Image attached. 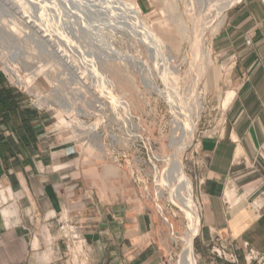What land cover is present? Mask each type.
I'll list each match as a JSON object with an SVG mask.
<instances>
[{
  "label": "crops",
  "instance_id": "0c3cea01",
  "mask_svg": "<svg viewBox=\"0 0 264 264\" xmlns=\"http://www.w3.org/2000/svg\"><path fill=\"white\" fill-rule=\"evenodd\" d=\"M225 13L223 52L237 66L223 79L229 132L202 137L192 155L201 264H246V242L264 252V4L241 0ZM80 141L0 75V264H172L174 224L146 200L132 164ZM220 243L240 262L218 257Z\"/></svg>",
  "mask_w": 264,
  "mask_h": 264
},
{
  "label": "rangeland",
  "instance_id": "374dc122",
  "mask_svg": "<svg viewBox=\"0 0 264 264\" xmlns=\"http://www.w3.org/2000/svg\"><path fill=\"white\" fill-rule=\"evenodd\" d=\"M42 1L0 0L1 49L8 54H21L23 75L38 78L43 90L68 73L73 79H78L79 74L86 77L82 86L86 95L80 103L88 114L80 120L86 121L85 125L92 131L95 125L101 133L96 138L98 143L103 142L104 154L112 153L115 148L120 150L121 161L129 162L136 170L137 184L142 186L146 200L157 205L174 224V231L184 241L179 239L171 246L172 264H180L187 231L185 211L182 201L173 196L178 182L168 181L165 185L162 179L169 171V158L182 146L178 144L182 129L175 131V120L183 123L191 119L195 126L194 134L184 140L185 150L178 156L192 181L190 168L194 163L193 152L200 145L198 139L228 136L230 90L223 88V79L236 74L237 66L223 52L222 30L227 13L209 25L206 23L214 16L206 14L201 0H118L138 9L140 22L132 12L109 7L112 4L108 0ZM215 1L211 0L209 6L208 0L207 5L213 7ZM207 25L210 27L202 40L205 43H200L198 51L195 46L200 28ZM100 76L114 83L119 98L118 118L108 106L102 112L97 110L107 87ZM114 133L118 134L117 140L112 139ZM140 136L150 141V153L137 145ZM153 156L160 158L155 160V165L149 160ZM259 195L264 200V188ZM193 199L196 204L197 200L201 202L196 189ZM196 240V259L201 264ZM250 264H264V260L252 259Z\"/></svg>",
  "mask_w": 264,
  "mask_h": 264
},
{
  "label": "built area",
  "instance_id": "2783aa9c",
  "mask_svg": "<svg viewBox=\"0 0 264 264\" xmlns=\"http://www.w3.org/2000/svg\"><path fill=\"white\" fill-rule=\"evenodd\" d=\"M264 4V0H262ZM3 48V47H2ZM0 75L3 74L6 78V81L9 85L17 88L18 90L22 91L28 96L29 102L32 104V106L42 112H48L51 114H54V123L56 126L59 127H68L71 128L76 135L81 140L80 142L85 145L86 147L91 146L92 148H95L94 150H101L104 151V144L103 142L97 141L96 136L100 135L101 133L95 128V125H93V131L91 130V127H87L85 125L86 121H81L80 118L86 116L88 113L84 110V108L81 106V101L85 98L86 92L82 89V86L86 84V77L81 76L79 74L78 79H73L71 76V73H68L66 76L62 77V79H58L57 83H53L51 87L47 88L46 90H43L40 88V84L38 82V78L33 76H24L23 75V69L20 65V55L16 53H6L3 51L0 47ZM22 59V58H21ZM97 77V76H96ZM101 78V76H100ZM101 80H104L105 85L109 87H105L103 90L106 92L104 96H102V99H100V103L98 104L99 111H104L108 107L111 108L112 113L117 114L118 118V110H119V98L117 94L115 93L113 87L114 83L113 81L108 77H102ZM76 82L79 84V86H75ZM60 83V84H59ZM108 106V107H107ZM132 119V117H130ZM134 121V120H132ZM117 130H119L118 127H116ZM117 133H114L112 136L113 140H117ZM197 140V139H196ZM201 139H198V142H200ZM139 143L137 145L140 149H143L144 151H147L150 153L152 151V146L150 141L145 138L144 136H140V138L137 139ZM199 144V143H198ZM68 154H73L75 150L73 149V146L68 147ZM115 151L119 152L120 150L115 148ZM149 160L154 163L155 160L159 161L160 158H156V156H153V158L149 157ZM195 165L197 162L193 163ZM155 165V163H154ZM159 172L160 170L157 169ZM191 176L193 177V191L194 189H197L198 181L197 177L194 176L193 168H190ZM197 180V181H196ZM195 183V187H194ZM194 194V192H193ZM197 204L195 203V207L199 208L200 204V212H202V203L197 200ZM253 207L257 209L258 211H261L260 205L257 203V201L254 199L252 200ZM184 212V210H183ZM185 213V212H184ZM201 214V213H200ZM201 216V215H200ZM186 217V227L187 231H189L190 228V220L188 216L185 213ZM62 229H65V225H61ZM201 230V226H200ZM198 236V235H197ZM195 236L194 239L197 238ZM64 237L71 242L72 248L74 250V253L79 254L80 249H78L77 246L82 245L81 237L78 234V232L75 229H70V233L65 232ZM180 238L179 235L174 231V228L171 230L170 234V240H171V246L175 243L179 242ZM184 241V239H182ZM248 243L246 242L243 247V252L247 261V264L251 263L252 259L259 260L261 262L264 260V252H257L253 249H247ZM212 251L217 254L218 257L223 258L225 260L231 261L233 263H239L240 257L235 253L231 252L226 245L223 243H220L218 246H213ZM171 259H173V250L171 249ZM181 258V257H180Z\"/></svg>",
  "mask_w": 264,
  "mask_h": 264
},
{
  "label": "bare ground",
  "instance_id": "6f19581e",
  "mask_svg": "<svg viewBox=\"0 0 264 264\" xmlns=\"http://www.w3.org/2000/svg\"><path fill=\"white\" fill-rule=\"evenodd\" d=\"M23 1V0H21ZM28 1V0H27ZM42 1V0H41ZM50 1V0H49ZM104 0H102L103 2ZM109 3H111L112 5L109 6V7H116L114 9H116L117 11H122L123 13L124 12H132L136 15V18H139V21L141 19V14H140V11L138 9H136L135 7H131V6H128V5H125L124 3H120L118 2V0H108ZM185 1V0H184ZM241 0H216L215 2H212V5L213 3H217L216 5H214L213 7H209L211 5V0H210V4L209 6L207 5L208 4V0H201L200 2H203L202 4H204V8H202L203 10H207L205 11L207 15L209 16H214L213 19L209 20L206 24L209 23V25H212L214 24L216 18L218 19L219 17H222L225 12L227 11V9H229L231 6H233L234 4H236L237 2H239ZM26 2V1H25ZM30 2V1H29ZM44 2V1H42ZM52 2V1H51ZM31 3H33V1H31ZM107 3V2H105ZM108 3V4H109ZM185 3V2H184ZM26 4V3H25ZM29 4V3H28ZM189 4V2H188ZM187 4V5H188ZM35 5V4H33ZM37 6V5H36ZM40 6V5H39ZM185 6V5H184ZM190 6V5H189ZM191 8L193 6H190ZM32 8V7H31ZM41 8V7H40ZM77 8V7H76ZM188 8V7H187ZM185 8V9H187ZM213 8V9H212ZM35 9V8H34ZM37 9L38 6H37ZM35 9V10H37ZM45 9V8H44ZM41 10V9H40ZM46 10V9H45ZM48 10V9H47ZM46 10V11H47ZM190 10V9H189ZM197 10V9H196ZM56 11V10H55ZM113 12L115 10H112ZM192 11V10H191ZM40 12V11H39ZM45 12V11H44ZM106 12V11H105ZM48 13V12H47ZM53 13V12H52ZM120 13V12H119ZM131 13V14H132ZM197 13V12H196ZM46 14V13H45ZM51 14V12H50ZM203 14V12H202ZM52 15V14H51ZM50 15V16H51ZM55 15V13H54ZM114 16V15H113ZM202 16V15H201ZM205 16V15H204ZM208 16V17H209ZM49 17V16H48ZM197 17V16H196ZM114 18V17H112ZM186 18V17H185ZM202 18V17H201ZM135 20V19H134ZM145 20V19H144ZM143 20V23H145ZM196 20V19H195ZM202 20V19H201ZM141 22V21H140ZM193 22H194V18H193ZM197 22V21H196ZM203 22V21H202ZM129 23V22H128ZM147 23V22H146ZM198 23V22H197ZM139 24V23H138ZM119 25V24H118ZM147 25V24H145ZM193 25V24H192ZM199 26V25H198ZM206 26V25H205ZM200 27V26H199ZM208 26L207 27H203V28H200V35L199 37L197 38V41H196V48L197 50L199 51V48H200V43L201 42H204L202 41L204 39V32H206V30L208 29ZM67 27H65L66 29ZM145 28V26H144ZM148 28V27H147ZM146 28V29H147ZM192 28V27H191ZM59 29H61L59 27ZM64 29V30H65ZM71 29V28H70ZM150 29V28H149ZM148 29V30H149ZM62 30V29H61ZM69 30V28H68ZM72 30V29H71ZM69 30V31H71ZM147 30V31H148ZM52 31V30H51ZM152 31V30H151ZM192 31V29H191ZM150 32V31H149ZM148 33V32H147ZM150 34V33H148ZM146 35V34H145ZM153 37V36H152ZM205 40V39H204ZM205 43V42H204ZM152 44V42H151ZM202 44V43H201ZM153 45V44H152ZM191 45V44H190ZM148 46V45H147ZM148 49V48H147ZM204 49V48H203ZM196 50V49H195ZM205 50V49H204ZM202 50V51H204ZM206 51V50H205ZM197 52V51H196ZM197 53H200V52H197ZM151 54H154V53H151ZM207 54V53H206ZM204 55V54H202ZM209 55V53H208ZM154 58V57H153ZM163 60V59H162ZM207 62V61H206ZM194 63V62H193ZM203 68V67H202ZM144 69V68H143ZM200 69V68H198ZM204 71V70H203ZM200 72V71H199ZM202 74V73H201ZM200 76V75H199ZM184 78V77H183ZM194 81V80H193ZM192 82V81H191ZM105 83V82H104ZM188 85V84H187ZM195 85V84H194ZM183 89V88H182ZM197 89V88H195ZM186 90V89H185ZM190 90V89H189ZM193 90V89H192ZM173 93V92H172ZM192 93V92H191ZM197 94V93H196ZM182 95V94H181ZM189 95V94H188ZM189 97V96H188ZM166 98V97H165ZM179 98V97H178ZM185 98V97H184ZM193 98V97H192ZM186 101V100H185ZM202 101V100H201ZM191 102V101H190ZM189 102V103H190ZM195 102V101H193ZM181 103V101H180ZM184 103V101H183ZM186 103V102H185ZM195 104V103H194ZM200 104V103H199ZM198 104V105H199ZM185 106V105H184ZM184 108V107H183ZM190 109V108H189ZM192 109V108H191ZM190 111V110H188ZM187 111V112H188ZM196 111V109L194 110ZM195 113V112H194ZM186 118V117H185ZM188 118V117H187ZM190 119V118H189ZM191 120V119H190ZM190 120H186L184 121L183 123L179 122L178 120H175V131L180 128L182 129V134L180 135L181 137L178 138L180 141H178V144H182V146L179 147V149L176 151L175 154H173L170 158H169V161H170V166L169 167V171H167V173H163L164 177H163V183H165V185L167 184V182L169 181V184H170V181L171 183H175V182H178V185L175 187L174 191H173V196L175 197V199H177L178 201H182L183 203V207H184V211L186 213V215L188 216L189 220H190V228H189V231L185 234V249L183 250V253H182V256H181V260H180V264H197V259H196V255H195V248H194V238L195 236H197L198 232L200 231V226H201V216H200V210L199 208L195 207V201L193 199L194 197V194H193V184H192V181H191V178L190 176L187 174L186 170H185V167H184V164L183 162L181 161V159H179V154L180 152H182V150H185L186 146L183 145L185 143L184 140H188L190 136H192L195 132V126L192 124V122ZM174 138V137H173ZM174 139H177V137L175 136ZM192 140V139H191ZM173 141V140H172ZM174 142V141H173ZM190 144V143H189ZM166 172V171H165ZM172 178V179H171ZM171 179V180H169ZM164 185V186H165ZM174 188V187H172ZM184 245V244H183Z\"/></svg>",
  "mask_w": 264,
  "mask_h": 264
}]
</instances>
